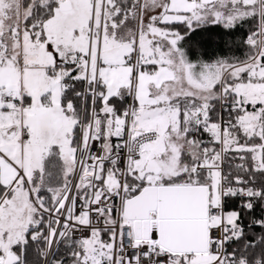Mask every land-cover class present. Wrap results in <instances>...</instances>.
<instances>
[{
	"label": "snow or ice",
	"instance_id": "obj_1",
	"mask_svg": "<svg viewBox=\"0 0 264 264\" xmlns=\"http://www.w3.org/2000/svg\"><path fill=\"white\" fill-rule=\"evenodd\" d=\"M0 264H264V0H0Z\"/></svg>",
	"mask_w": 264,
	"mask_h": 264
},
{
	"label": "trees",
	"instance_id": "obj_2",
	"mask_svg": "<svg viewBox=\"0 0 264 264\" xmlns=\"http://www.w3.org/2000/svg\"><path fill=\"white\" fill-rule=\"evenodd\" d=\"M209 28L213 32L208 34L207 37L202 40V49L205 52L203 55L206 60L215 58L216 56H224L229 54L243 55L245 49L242 43H236L230 49L223 48L222 44H218L216 42L215 37L218 34L222 35V31H224V29H222L219 25H210ZM247 30V26L233 29V31L236 32V36H234L233 39L242 41L244 36L247 34Z\"/></svg>",
	"mask_w": 264,
	"mask_h": 264
}]
</instances>
